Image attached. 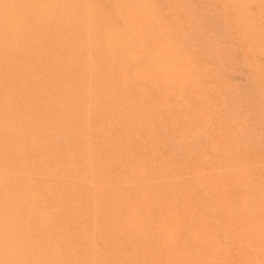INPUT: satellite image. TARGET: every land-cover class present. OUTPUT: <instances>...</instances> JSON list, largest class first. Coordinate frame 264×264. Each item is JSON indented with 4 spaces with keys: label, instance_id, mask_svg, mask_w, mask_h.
Masks as SVG:
<instances>
[{
    "label": "bare ground",
    "instance_id": "bare-ground-1",
    "mask_svg": "<svg viewBox=\"0 0 264 264\" xmlns=\"http://www.w3.org/2000/svg\"><path fill=\"white\" fill-rule=\"evenodd\" d=\"M230 1L248 26L250 0ZM183 8L0 0V264H113L118 248V264H264V179L254 173L262 160L232 127L239 115L223 119L240 102L214 100L223 83L212 66L217 34L191 46L202 26L187 25ZM249 26L238 40L264 39L257 22ZM256 67L259 86L264 67ZM221 164L228 169L219 173ZM130 241L131 251L120 247Z\"/></svg>",
    "mask_w": 264,
    "mask_h": 264
},
{
    "label": "rangeland",
    "instance_id": "rangeland-1",
    "mask_svg": "<svg viewBox=\"0 0 264 264\" xmlns=\"http://www.w3.org/2000/svg\"><path fill=\"white\" fill-rule=\"evenodd\" d=\"M164 1V0H163ZM181 1V2H180ZM220 1V2H219ZM176 2L178 3V4H180V6L184 9V10H186V16H185V21H186V24L187 25H189V26H195V28H192V29H196V28H199V27H201L200 29L203 31L202 33H200V35H199V37L197 36V34L196 33H194V37H195V34H196V38L193 40V41H191L190 43L192 44L191 46H193V47H195V45H199L200 44V46L201 45H203V42L200 40V39H197V38H202V37H206V36H208L209 35V37H210V35H215V34H217V36H211L210 38H212V37H214V39H215V42H217L218 40H219V42H221V43H219V42H217V43H214L215 44V48L217 49V52L216 53H219L218 51H220V54L219 55H217L216 57H215V60H214V58H213V61H214V63L212 64V66L214 67V69L217 71V72H219V73H221L222 74V76H221V79H218V80H220L221 82L223 81V83H222V85L218 88V90H216V91H214V100H215V102L216 103H218V104H225V103H227L231 98H233V99H235L236 101L238 100V102H240V104H239V106L238 105H236V107L235 108H237V111H236V109H234L233 107H231V108H228V107H224L226 110L224 111V114H223V119L224 120H226L230 115H232V114H236L235 116L237 117V115H239L238 116V120H236V122H232V127L235 129V130H237L236 132L237 133H239V132H246V133H248V135L250 136V138L248 139V142L250 143V145L253 147V151H252V158H258V159H260V160H262L261 161V166L260 167H256V168H254V173H255V178L257 179V180H260V179H264V151H263V149H261V147L259 146V147H256V142L258 141V139L260 138V137H264V82L263 83H261L259 86H258V84H257V80H256V78L257 77H259V75H258V68L256 67V64L258 63H260V65L261 66H263L264 67V60H262V58L260 57V55H259V51H254V49H255V43H257L256 41L258 40H260V41H264V39H262V38H260L261 36H259L257 39H256V41L255 40H246V42H245V40H243V41H240V40H238V39H240V38H242V39H245V38H247V36H246V32L247 31H249V28H250V23L252 22V21H254V22H257L258 23V25H259V35H261V33L263 34L264 33V0H250L249 2H248V4L246 5V9H248V12L251 14V22L249 23L248 22V26H244V25H242V24H240V21L238 22V20H240L239 18L241 17V15H242V17H245V15H244V13H240L239 15L237 14V12H238V8H237V4L239 3V2H235L234 3V1L232 2V1H230V0H227V2L231 5V7H230V5L228 4V6H226V4L227 3H225V1L224 0H203L202 2H201V0H176ZM199 2V3H198ZM203 2H204V4H203ZM203 5H202V4ZM237 3V4H236ZM190 4H191V6H190ZM207 4V5H206ZM220 4V5H219ZM193 5V6H192ZM200 7H202V8H200ZM218 5V6H217ZM251 5V6H250ZM253 5V6H252ZM208 7V11L206 10V8ZM233 6V7H232ZM248 6H250V7H248ZM186 7H188V9H189V7L191 8V11H192V9H193V12H190L188 9H186ZM198 7H199V9H198ZM209 8H210V11H209ZM257 8V9H256ZM195 9H197V10H195ZM211 9H212V11H211ZM258 10V11H257ZM197 11V12H196ZM207 12V15L209 16H206L205 17V15L204 14H206V12ZM210 12V13H209ZM192 13V14H191ZM194 13V14H193ZM209 13V14H208ZM234 13H236V14H234ZM239 13V12H238ZM192 15V16H191ZM195 15V16H194ZM196 15H197V17H196ZM198 15H200V17L198 16ZM212 15V16H211ZM187 17V18H186ZM193 17H194V20H197L196 18H199L197 21V23L195 22V21H193ZM201 18H206V19H201ZM217 18V19H216ZM187 19H189L188 20V22H187ZM208 22H207V21ZM190 21H192V22H190ZM201 21V22H200ZM189 22H190V24H189ZM202 23V24H200V23ZM45 23V25L42 23L41 24V28L44 26V28L43 29H45L46 27H47V22H44ZM194 23V24H193ZM199 23V24H198ZM193 24V25H192ZM204 24H206V28L204 27ZM209 26V31H208V26ZM197 26H199V27H197ZM216 26V27H215ZM204 28H205V31H207V32H209V33H206L205 35L203 34V33H205V31H204ZM211 29H213V31L211 32ZM262 29V30H261ZM216 33H215V32ZM220 31H221V33H220ZM223 31V32H222ZM210 33H212V34H210ZM223 33V34H222ZM208 34V35H207ZM222 34V35H221ZM192 36V37H193ZM224 36V37H223ZM227 36V37H226ZM237 36H238V38H237ZM193 37V38H194ZM220 37V38H219ZM222 38V39H221ZM227 40H226V39ZM213 39V38H212ZM213 39V40H214ZM197 40V41H196ZM203 40V39H202ZM221 40V41H220ZM235 40V43L233 42V41ZM196 43H195V42ZM201 41V42H200ZM253 41H255V43L253 42ZM193 42V43H192ZM225 42V43H224ZM239 42H242V43H239ZM249 44H248V43ZM194 43H195V45H194ZM254 45H253V44ZM221 44V45H220ZM233 44L235 45V44H239L238 46L237 45H235V46H233ZM244 44H246V45H244ZM227 45V46H226ZM241 45L243 46V48L241 47ZM200 46H196V47H200ZM217 46V47H216ZM220 47H222L223 49H221ZM232 47H234L233 49L235 50V51H233L232 50ZM241 47V48H240ZM224 48H225V50H224ZM245 48V49H244ZM252 48H253V50H252ZM238 49V50H237ZM241 49V50H240ZM245 50V51H244ZM233 51V52H232ZM21 52H26V51H21ZM198 53L199 52H202V51H197ZM204 52H206V53H209V52H212V51H203L202 53H204ZM225 53L223 56L224 57H222L221 55L223 54V53ZM228 52V53H227ZM249 52V53H248ZM253 52V53H252ZM222 53V54H221ZM227 53V54H226ZM242 53V54H241ZM228 54H230V55H228ZM225 55L227 56V57H229V56H231L232 58H230L229 57V59L230 60H228L227 59V57H226V60L225 59H223V58H225ZM234 55H235V57H234ZM243 55H251V56H249L248 58V66L246 65V61H244V59H243V57H241V56H243ZM258 56H259V58H258ZM217 58V59H216ZM219 58V59H218ZM238 58V59H237ZM222 59V60H221ZM250 59H251V61H250ZM216 60H218L219 62H221L222 61V63H219L218 61H216ZM231 61V62H228V61ZM233 60V61H232ZM216 61V62H215ZM224 63H225V65H224ZM231 64V66L233 65V67H231V66H229L230 64ZM217 64V65H216ZM222 64V65H221ZM229 64V65H228ZM253 65V66H252ZM226 66V67H225ZM247 66V67H246ZM218 67V68H217ZM227 67H229V69H228V71H227ZM236 67V68H235ZM233 68V69H232ZM238 68V69H237ZM254 68V69H253ZM221 69V70H220ZM227 71H225V70ZM237 69V70H236ZM239 69H240V71H239ZM256 70V71H255ZM231 73H230V72ZM224 72V73H223ZM241 73V74H240ZM257 74V75H256ZM242 79V80H241ZM250 80V81H249ZM227 81V82H226ZM232 81V82H231ZM231 83V84H230ZM242 84V85H241ZM235 85V86H234ZM28 87V86H27ZM27 87H25L24 89H26ZM239 87V88H238ZM260 89V90H259ZM113 90L115 91V93H118V91H119V88L118 87H113ZM225 90V91H224ZM238 90V91H237ZM222 91H224L225 92V94H224V92H222ZM260 91V92H259ZM261 97V98H260ZM263 97V98H262ZM75 98V97H74ZM251 99V100H250ZM250 101V102H249ZM253 104H252V103ZM244 104H246L245 106H244ZM250 105V106H249ZM233 106V105H232ZM249 109H251V110H249ZM78 110V109H77ZM242 110H245L244 112L242 111ZM249 110V111H248ZM260 110V111H259ZM227 112V113H226ZM232 112V113H231ZM250 112V113H249ZM263 113V114H262ZM37 114H41V113H37ZM251 116H253L254 118L253 119H251L252 117ZM258 116V117H257ZM245 118V119H244ZM250 118V119H249ZM41 120V119H40ZM251 122H250V121ZM258 120H260V121H258ZM54 121H55V123L57 122V119H55V120H52V121H48L49 123H45V125L44 126H46V127H49L50 125H52V124H54ZM250 122V124H249V122ZM257 122V123H256ZM241 123H243V124H241ZM44 124V123H43ZM250 125V126H249ZM242 126H243V130H242ZM247 128H246V127ZM257 126L259 127V128H257ZM244 127H245V129H244ZM252 127V128H251ZM249 129V130H248ZM47 130H49L48 132H50V131H52L50 128H47ZM46 130V131H47ZM242 130V131H241ZM251 130V131H250ZM149 131H151V129L149 130ZM45 132V131H44ZM171 132H174V128H172L171 129ZM250 132V133H249ZM259 134V136H257ZM172 135V134H171ZM80 136H82V135H79V137ZM79 137H77L76 138V142L77 143H79V144H82L83 143V139H82V137L81 138H79ZM135 134H132V135H129V137H127V138H125V139H123L122 140V143H121V146H119V152H120V150H123L124 148H126L127 147V144H128V146H129V142H131V144H133L134 143V140H135ZM169 137V138H168ZM166 139H165V141L167 142V143H170V142H172L173 141V139L171 138V136H168ZM79 138V139H78ZM170 138H171V140H170ZM258 138V139H257ZM169 139V140H168ZM80 140H82V141H80ZM129 141V142H128ZM169 141V142H168ZM252 142V143H251ZM127 143V144H126ZM125 144V145H124ZM66 144L64 143V145L63 146H65ZM124 145V146H123ZM62 146V147H63ZM122 148V149H121ZM261 150V151H260ZM52 157V158H51ZM50 158H51V161H50V158H49V162L52 164V165H56L55 163L57 162L53 157V155L51 156ZM52 159H54L55 161H54V163H52L53 162V160ZM50 163H48V165H50ZM228 169V166L226 165V164H221L220 165V167H217V170L219 171V173H221V172H225L226 170ZM260 172V173H258V171ZM260 174V175H259ZM260 178H259V177ZM116 177H118V176H116ZM86 182V183H85ZM83 183H85L84 184V187H83ZM83 183H82V181L80 182V183H78V188H79V190H81L80 192L81 193H84L85 191H88V189L89 188H87L88 186L90 187V184H88V181H83ZM81 186H80V185ZM88 184V185H87ZM64 185H62L61 187H63ZM57 187H59L58 185H56L54 188H57ZM81 187H82V189H81ZM151 187H153L152 185H151ZM148 188H150V185H149V187ZM84 189V190H83ZM152 189V191H153V188H151ZM84 191V192H83ZM65 192V191H64ZM66 192H67V190H66ZM61 193H63V192H61ZM78 193H79V191H78ZM221 211V209H220V207L219 208H216V209H214L213 210V214H212V218H214L213 220H212V218H210V220H212V222L213 221H215L216 219H217V216H218V213ZM214 215V216H213ZM152 234L153 233H151L150 232V234H149V236H148V238H153V236H152ZM150 236H152V237H150ZM131 240V239H130ZM125 246H123V245H121L120 247H122V248H124V250H129L130 249V251L132 250V248H128V246L130 247L131 246V241H130V243H127V244H124ZM127 249H126V248ZM227 248V249H226ZM119 250L118 251H116L117 249H114V251L112 252L113 254L112 255H114L113 257H117V261L119 260L118 259V255H120L121 253L120 252H123V250L122 251H120V248H118ZM230 249V247H228V246H225L224 247V250L225 251H230L229 250ZM138 250H140V249H138ZM142 250H144V248H142ZM120 251V252H119ZM115 252V253H114ZM141 252V253H140ZM118 253H120V254H118ZM143 252L140 250L139 252H138V254H140V256H142L143 254H142ZM118 254V255H117ZM138 257H140L139 255H137ZM111 258V260H113V261H111L112 263L114 262H116L115 264H118L119 263V261H118V263H117V261H116V259H114V258ZM83 258H87V257H83ZM115 260V261H114ZM85 259H84V264H91L90 262H86L85 263ZM113 263V264H114Z\"/></svg>",
    "mask_w": 264,
    "mask_h": 264
}]
</instances>
